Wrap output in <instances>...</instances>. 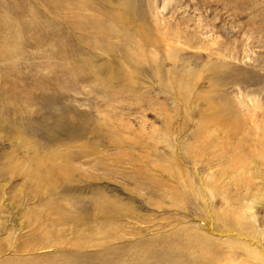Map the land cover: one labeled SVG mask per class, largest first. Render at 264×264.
<instances>
[{
	"label": "rangeland",
	"instance_id": "obj_1",
	"mask_svg": "<svg viewBox=\"0 0 264 264\" xmlns=\"http://www.w3.org/2000/svg\"><path fill=\"white\" fill-rule=\"evenodd\" d=\"M68 261L264 264V0H0V264Z\"/></svg>",
	"mask_w": 264,
	"mask_h": 264
},
{
	"label": "bare ground",
	"instance_id": "obj_2",
	"mask_svg": "<svg viewBox=\"0 0 264 264\" xmlns=\"http://www.w3.org/2000/svg\"><path fill=\"white\" fill-rule=\"evenodd\" d=\"M87 251H89V250H87ZM77 252H78V250H77ZM81 252V251H80ZM85 252V251H84ZM64 253V252H63ZM75 256H77V255H75ZM79 256V255H78ZM81 256V255H80ZM83 256V255H82ZM67 258H69V257H67ZM74 258V257H73ZM66 259V258H65ZM78 259V258H77ZM84 259V258H83ZM79 260V259H78ZM76 261V260H75ZM80 261V260H79ZM81 262V261H80ZM83 262V261H82ZM4 263V262H3ZM7 263V262H6ZM9 263V262H8ZM14 263V262H13ZM68 264H69V261L67 262ZM85 263V262H84ZM134 264H135V262H133ZM2 264V263H1ZM18 264H29V262L27 263V262H23V263H18ZM32 264H34V263H32ZM40 264H59V263H40ZM73 264V263H72ZM88 264V263H87Z\"/></svg>",
	"mask_w": 264,
	"mask_h": 264
}]
</instances>
